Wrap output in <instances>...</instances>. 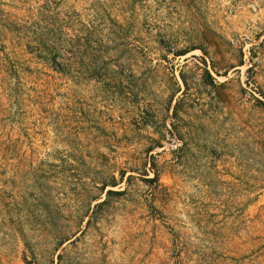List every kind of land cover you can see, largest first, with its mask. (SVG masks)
<instances>
[{"label":"rangeland","instance_id":"obj_1","mask_svg":"<svg viewBox=\"0 0 264 264\" xmlns=\"http://www.w3.org/2000/svg\"><path fill=\"white\" fill-rule=\"evenodd\" d=\"M0 264H264V0H0Z\"/></svg>","mask_w":264,"mask_h":264}]
</instances>
